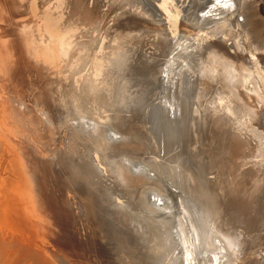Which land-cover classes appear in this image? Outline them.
Segmentation results:
<instances>
[{
    "label": "bare ground",
    "instance_id": "obj_1",
    "mask_svg": "<svg viewBox=\"0 0 264 264\" xmlns=\"http://www.w3.org/2000/svg\"><path fill=\"white\" fill-rule=\"evenodd\" d=\"M251 1L0 0V264H264Z\"/></svg>",
    "mask_w": 264,
    "mask_h": 264
},
{
    "label": "rangeland",
    "instance_id": "obj_2",
    "mask_svg": "<svg viewBox=\"0 0 264 264\" xmlns=\"http://www.w3.org/2000/svg\"><path fill=\"white\" fill-rule=\"evenodd\" d=\"M251 3V6H253L254 8H256L255 9V14H254V16H253V20H252V22H251V24H252V32L250 31H248V32H246V35H247V37H248V35H249V38L251 39L252 37L253 38H255L256 40H261V38H264V0H253V1H251L250 2ZM255 4V5H254ZM249 33V34H248ZM251 36V37H250ZM172 106V105H171ZM169 109L171 110V109H173L174 110V106H172V107H169ZM169 112V111H168ZM168 112L166 113V111H165V113H166V115L165 116H163V117H160V115L157 117V116H155L156 114H154L153 115V113H152V118H154V119H156L155 121H157L158 122V125H157V127H159L160 129H163V130H161L163 133H167L165 130H167V131H172L173 129L175 130L177 127H178V125H177V121H178V115H177V112H176V115H174L175 113H171L170 114V112H169V114H168ZM164 113V114H165ZM154 116V117H153ZM167 116V117H166ZM167 118V119H166ZM171 120H170V119ZM162 119L164 120V122L162 121ZM169 119V120H168ZM175 119V120H174ZM153 120V119H152ZM161 120V121H160ZM174 121V122H173ZM154 122V121H153ZM172 122V123H171ZM174 123V124H173ZM161 124V125H160ZM170 124V125H169ZM161 126H164L163 128H161ZM170 126L172 127V128H170ZM176 126V127H175ZM166 127V128H165ZM171 129V130H170ZM157 131V130H156ZM156 133H158V135H160V132L159 131H157V132H154L153 134H154V136H156V138H158L157 137V134ZM156 134V135H155ZM177 145H178V148L180 147L179 146V143H177ZM177 148V147H176ZM179 151H182L181 149L179 150ZM182 153V152H181ZM179 153V160H180V162H182L181 161V156L183 157V158H186V162L187 161H190L189 159H187L188 157H187V155L185 154V156H184V154L182 153ZM163 181H165L164 179H163ZM162 181V179H161V183H162V185H163V187H164V189H165V191L166 192H168V191H171L169 188H170V184H171V182H169L168 180L167 181H165V182H163ZM169 184V185H167V187H166V184ZM169 186V187H168ZM169 189V190H168ZM171 189H172V186H171ZM168 190V191H167ZM195 249H197V259H198V257H199V255H201L200 254V252H198L199 251V248L200 247H198V245H197V242L195 241ZM197 247V248H196ZM201 249H202V246H201ZM201 253H202V251H201ZM204 255V254H203ZM203 255H201V257H204ZM196 259V261H198ZM205 259V258H204Z\"/></svg>",
    "mask_w": 264,
    "mask_h": 264
}]
</instances>
